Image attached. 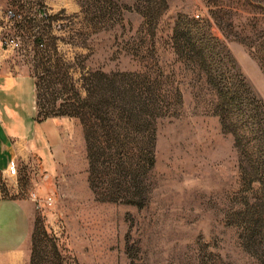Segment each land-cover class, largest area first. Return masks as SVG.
<instances>
[{"label":"rangeland","instance_id":"374dc122","mask_svg":"<svg viewBox=\"0 0 264 264\" xmlns=\"http://www.w3.org/2000/svg\"><path fill=\"white\" fill-rule=\"evenodd\" d=\"M9 2L50 18L0 21L23 41L4 67L68 119L48 178L37 161L0 173V196L40 201L33 264H264V184L241 171L197 64L235 63L264 104V0Z\"/></svg>","mask_w":264,"mask_h":264},{"label":"crops","instance_id":"0c3cea01","mask_svg":"<svg viewBox=\"0 0 264 264\" xmlns=\"http://www.w3.org/2000/svg\"><path fill=\"white\" fill-rule=\"evenodd\" d=\"M18 6L24 14H34L33 9L28 11L9 0H0V21L6 20L8 9ZM3 25L0 23V35ZM35 115L34 77L9 72L0 57V173L6 174L11 161L17 167L20 161L24 164L37 161L48 178L63 163L64 124L68 119L50 117L37 121ZM20 192L21 195L0 196V264L30 262L36 208L29 192Z\"/></svg>","mask_w":264,"mask_h":264},{"label":"trees","instance_id":"16d2710c","mask_svg":"<svg viewBox=\"0 0 264 264\" xmlns=\"http://www.w3.org/2000/svg\"><path fill=\"white\" fill-rule=\"evenodd\" d=\"M49 18L50 15L39 21L44 22ZM31 42L37 48L44 47L43 35L40 33ZM40 43L43 44L42 47L38 46ZM197 64L206 72L207 83L213 93L212 101L209 103L210 107L213 108L214 113L218 116L223 130L233 136L235 147L239 156H241V171L249 178V182H257L259 186H262L264 184L263 102L252 92L243 76L237 71L235 63ZM35 106V119L37 121L52 116L51 113L41 112L37 101ZM137 121L142 126L143 120L138 118ZM113 133L116 137L118 136L117 131ZM146 160L149 161V165H152L154 163V154L150 152V157ZM258 221H260V215H257L253 222ZM38 228V220L35 217L29 264H33L35 259L36 230ZM53 252H56L55 248Z\"/></svg>","mask_w":264,"mask_h":264},{"label":"built area","instance_id":"2783aa9c","mask_svg":"<svg viewBox=\"0 0 264 264\" xmlns=\"http://www.w3.org/2000/svg\"><path fill=\"white\" fill-rule=\"evenodd\" d=\"M48 15L49 13L47 12V9L43 7L41 10L36 11V13H34L33 16L36 17V19L41 20V19H45ZM4 16H5V19L9 21V23L13 21L20 22L25 18L24 12L20 11L19 9H14V8L8 9L5 12ZM38 34L39 33H37L36 30H34L32 34H29L30 42L33 41L36 35ZM38 46L42 47L43 44L40 43ZM22 48H23V41H22L21 35L9 34V32H6L0 36V50L18 51V50H22ZM16 173H17V165L15 161H11L6 170V175L13 176V175H16ZM29 197L35 202L36 207L40 208V201L37 195L34 192H31L29 194ZM44 202L46 205H50L52 203L51 197H47Z\"/></svg>","mask_w":264,"mask_h":264}]
</instances>
